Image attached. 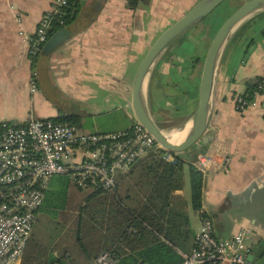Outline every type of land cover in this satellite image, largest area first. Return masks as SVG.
<instances>
[{"label": "crops", "instance_id": "obj_1", "mask_svg": "<svg viewBox=\"0 0 264 264\" xmlns=\"http://www.w3.org/2000/svg\"><path fill=\"white\" fill-rule=\"evenodd\" d=\"M53 1L0 0V124H24L31 118H77L85 133L130 130L136 122L133 89L142 60L158 37L200 0H79L75 18L55 30L32 66L20 30L35 34ZM247 1L236 0L235 4ZM17 16L22 20L20 24ZM212 41L203 58L190 54L185 41L175 52L173 48V57L165 56L167 50L155 64L147 81L146 101L161 130L168 118L180 120L173 128L184 130L190 126ZM32 69L38 73L35 93L29 84ZM257 77H264V11L240 25L219 61L207 137L208 145L213 140L226 144L231 164L227 173L203 177L198 230L189 218L195 234L193 247L202 226L201 212L213 219L219 239L249 229L251 248L264 242V109L258 104L242 113L235 102L246 92V83ZM128 106L131 113H127ZM194 154L165 159L172 158L174 163L182 160L190 167L191 163L194 166ZM151 157H145L118 180L117 188L132 207H138L145 197L147 187L140 178V165ZM129 177L140 189L137 200L130 199L129 189L122 190V182ZM185 197L184 190L176 192L173 206L189 217L183 208ZM74 260L75 264L93 263L78 254ZM22 262L23 258L12 264ZM255 264H264V249Z\"/></svg>", "mask_w": 264, "mask_h": 264}, {"label": "built area", "instance_id": "obj_2", "mask_svg": "<svg viewBox=\"0 0 264 264\" xmlns=\"http://www.w3.org/2000/svg\"><path fill=\"white\" fill-rule=\"evenodd\" d=\"M68 6L69 0H54L51 10L41 17L35 34L21 28L32 66L54 25L65 24ZM17 22H22L19 16ZM37 76L32 69L29 79L32 93L38 90ZM253 95L251 101L245 98V93L236 97L239 112L258 104L264 109V82ZM158 146L156 138L138 121L130 130L107 134L85 133L77 125L53 119L31 118L24 124L2 122L0 264L22 260L53 178L66 176L75 187L86 192H112L117 189L119 178L130 173L150 149ZM225 147L226 144L213 140L197 155L193 164L204 178L229 171L231 159ZM251 235L249 229H242L231 238L219 239L213 219L205 213L193 250L182 254L180 264H255L249 259ZM92 264H116V260L104 252Z\"/></svg>", "mask_w": 264, "mask_h": 264}, {"label": "trees", "instance_id": "obj_3", "mask_svg": "<svg viewBox=\"0 0 264 264\" xmlns=\"http://www.w3.org/2000/svg\"><path fill=\"white\" fill-rule=\"evenodd\" d=\"M79 3V0H69L63 26L75 18ZM63 26L55 24L50 36ZM262 82L264 77L246 83L247 100L253 99ZM57 122L80 126L77 118L59 119ZM159 152L140 165V178L147 190L138 207L130 206L118 188L112 192L96 190L88 193L75 187L66 176L53 178L39 215L44 214L57 222L60 214L70 209L72 199L80 194L81 201L75 206L73 215L74 229L71 232L74 240L65 243L61 233L52 228L50 235L42 237L41 232H36L38 225L35 224L22 264H75V254L93 262L104 252L113 256L116 264L182 263L180 252H191L195 239L189 217L183 209L173 206L175 193L185 187V164L182 160L174 163L165 159L168 154L178 156L175 153L162 148ZM198 153L194 154V158ZM190 176L192 205L200 212L204 178L192 163ZM201 215L205 216V213L201 212Z\"/></svg>", "mask_w": 264, "mask_h": 264}, {"label": "water", "instance_id": "obj_4", "mask_svg": "<svg viewBox=\"0 0 264 264\" xmlns=\"http://www.w3.org/2000/svg\"><path fill=\"white\" fill-rule=\"evenodd\" d=\"M225 1L200 0L186 15L172 24L158 37L139 66L133 89L135 120L156 138L158 145L162 149L169 153L193 154L208 145L207 131L211 119L212 98L223 49L244 21L264 11V0H249L245 2L226 19L214 37L204 60L199 88V104L191 120L190 128L180 143L171 142L153 119L146 101L147 81L155 64L163 54L184 34L204 21ZM263 249L264 242L252 248V255L249 259L256 263L261 257Z\"/></svg>", "mask_w": 264, "mask_h": 264}, {"label": "rangeland", "instance_id": "obj_5", "mask_svg": "<svg viewBox=\"0 0 264 264\" xmlns=\"http://www.w3.org/2000/svg\"><path fill=\"white\" fill-rule=\"evenodd\" d=\"M235 1L236 0H226L225 2H223L204 21L200 22L198 24V26H196L190 32L184 34L180 40H178L175 44H173L168 49V51L165 53V56H167L168 58L173 57V55H175V53H174L175 50H177V48H180L182 43L186 41L187 51L190 54L194 53V54L199 55L200 57L203 58L205 56L208 45L210 44L212 39H214L217 32L219 31V29L223 25V23L241 5V2H240V4L239 3L235 4ZM173 48H174V52H172ZM181 60H183V59H181ZM184 62H185V59H184L183 63ZM180 66H181V64H180ZM131 112H132V108L130 106H128L127 113H131ZM168 119H166V121L168 123L164 124L163 125L164 128H162V131L165 134H170L172 132H176L178 129H182L179 131L184 132V131L189 130V128H190V126H188V128L184 129V130H183V128H173L174 126L179 125L178 123H180V120L178 119L176 121H173V119H170L168 121ZM174 129H177V130H174ZM159 153H160L159 152V146L154 147L146 153V155L142 158V160L145 157L147 158L148 156H157ZM167 156H171V155L168 154ZM185 173H186V175H185L184 192H185L186 197H185V199H183V205H184L183 208H184V211H187L194 230H198V228H197V226H198L197 211L194 209V207L192 205V187H191V176H190L189 164L185 165ZM135 184H136V181L131 180L130 177L128 179H126L124 182H122V186H123L122 190H123V192H126V190L129 189L128 191H129V196L131 197L130 198L131 200H134V199L137 200L141 196V193L139 192L140 189H139V187L135 186ZM88 193H91V192H88ZM124 195H126V193ZM80 201H81V196H80V194H77L72 199V205H71L70 209L67 212L60 214V217L58 220L60 223H58V221L56 222V221L52 220L51 218H49L48 216H46L44 214H40L39 218H38V222L36 223L38 225V227L36 226V230H37L36 232L38 234L41 232V236L47 235V234L50 235L52 233V230L50 233V228L56 229L58 232L61 233V236L63 238H65V243H72V241L74 240V238L72 236V232H71L74 229V219H73V215H74V211H75L74 208L78 204V202H80ZM47 238H49V237H47Z\"/></svg>", "mask_w": 264, "mask_h": 264}, {"label": "bare ground", "instance_id": "obj_6", "mask_svg": "<svg viewBox=\"0 0 264 264\" xmlns=\"http://www.w3.org/2000/svg\"><path fill=\"white\" fill-rule=\"evenodd\" d=\"M187 131H177V132H172L170 134H165L173 143H180L186 136Z\"/></svg>", "mask_w": 264, "mask_h": 264}]
</instances>
